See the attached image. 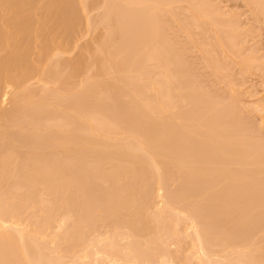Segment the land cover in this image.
<instances>
[{"label": "rangeland", "instance_id": "374dc122", "mask_svg": "<svg viewBox=\"0 0 264 264\" xmlns=\"http://www.w3.org/2000/svg\"><path fill=\"white\" fill-rule=\"evenodd\" d=\"M16 1L12 0L13 3ZM50 1L31 0L35 4L33 8L40 11L36 10L40 13L39 19L51 17L49 21L44 19L45 24H41L44 23L43 19L39 21L40 25L38 22L34 23L37 18L33 19L35 15L32 14V17L31 11L33 13L36 11L33 8V10L28 9L26 5L24 6L29 10L27 11L30 15L26 12L29 17L25 14L27 16L24 18L26 17L25 20L32 18L33 22L30 21L38 27L36 31L39 33L45 27L47 31L53 32L48 31L52 37L50 35L47 37L49 41L53 39L48 56L51 59L45 60L48 70L53 67L58 72V68L65 66L68 68L66 72L64 71L66 74L62 72L60 74L66 77L68 73H72L69 71L73 69V65H76L79 71L72 70L77 75L74 73L70 77L68 75L69 80L66 77L64 80L61 78L63 84L58 79L63 76L56 74L52 77L47 73L42 83L44 80L42 78L45 77L41 76L44 72L42 67L44 64H41L42 66L39 64L36 74L34 72L29 76L30 78H27L30 83L27 79L24 81V84L25 82H27L26 85L28 84V86L25 85L27 90L21 88V86L24 88V84L18 85L19 87L15 89L7 86V90L6 85L2 84L1 87L3 86L9 94L12 92L11 97L8 94L9 99L20 95L19 91L22 95L31 88L28 94L32 95L31 101H34L33 105L26 108L25 112L29 113L22 114L21 123L24 119L27 120V128L23 129L24 124L21 123L16 126L14 123L3 122L5 121L3 118L6 117H0L3 119L0 121L5 123L2 129L7 127L12 132L14 128L15 133H12L15 134V139L18 134L16 140H13V137L9 138V143L6 142L9 144L8 148L5 144L3 146L9 151L10 161L15 157H18L15 161L24 158L23 162L18 161V166H15L17 162L14 161L13 163L16 164H13L9 161L17 168V173L12 171L8 174H18L17 177L20 180L24 178L23 170L25 169L31 175L33 172L35 174L36 168L44 167V164L49 168L51 164L46 162L49 158L51 160L48 162L51 163L55 158L58 161L56 166L63 164L64 166L60 167L71 168L70 170L73 166L74 168L78 166L79 169H76L79 172L76 174L78 173L79 177L78 179L77 176L73 177L74 182L66 176L65 182L58 179L55 185V179L52 182L53 174L47 176L52 177L51 180L48 179V182L45 180L47 177L44 179L39 175L44 179V184L50 183L49 188L46 185L45 188L44 186L32 188L35 185L34 181H31L28 187L29 181L26 183L27 181L22 178L21 184L24 183L26 188L18 184L20 180L16 176L17 180L14 181L13 174L12 178L5 176L3 182L0 180V186L5 188V192L10 188L13 190L16 183L21 187L16 188L17 185L13 190L14 193L9 191L11 192L9 195H6L8 192H3L5 193L3 195V189L0 190V195H3L0 197V211L10 225L13 224L17 227L16 229L38 237L34 236L38 241H33L34 238L25 233L30 237L29 241L32 239L31 243L26 242L28 238L23 243L26 245L28 243L29 247L25 245L28 252L31 247L33 249L32 252L30 251L33 257L29 253L31 256L29 258L32 261L41 259L42 264H137L135 254H141L139 257L144 259H140L139 264H264V0H74L73 3L72 0L71 4L66 0L69 5L64 0L66 2V4L62 2L64 6L73 5L74 7L75 3L74 8L79 11V13L75 11L78 14L73 12L76 16L72 13L71 20L67 22L71 24L74 17L75 25L81 24V27L74 25L76 32L81 31L77 33L74 31L75 36L72 33L73 41L71 39L67 41L69 37L63 34L62 28H59L57 23L61 22L62 14L54 8L55 5L53 10L55 9L59 15L55 13V10V12L51 10L53 14L49 11L52 8ZM57 1L61 3L60 0ZM2 2L6 3V6H2L5 8H1L0 11L2 14L6 10V14L9 11L8 16L5 14L8 19L13 15L9 8L14 7L15 4L7 7V1L0 0L1 5H3ZM48 3L50 5H46ZM29 4L32 5L30 2ZM55 4H57L56 1ZM44 6L51 8L43 10ZM26 8L22 9L23 14ZM45 9L53 17L55 14L58 18L53 19ZM41 12L44 17H41ZM2 14H0L1 17ZM12 17L9 19L12 20ZM3 18L2 21L7 20ZM9 19L5 21L6 24L8 21L12 23ZM10 29L13 30V26ZM4 32L7 35L6 31ZM42 33H40L42 40H39L40 35H37L39 38L36 42L29 41L28 36L24 34L28 42L36 43L33 45L39 51L36 50L33 55L37 56L40 53L39 42L46 39L47 32ZM10 35L8 33L9 40ZM20 35L23 37V34ZM26 39L23 42H26ZM9 40H2V42ZM8 44L10 41L6 45ZM1 45H5V42ZM55 45L58 47L57 50L51 48H55ZM2 46L0 47V61L2 60L0 63H3L10 54L3 50L8 51L11 45L8 49L7 46ZM61 47L65 49L64 52L58 51ZM68 47L69 51H66ZM30 49L26 48L27 55H31ZM52 49L55 51L53 52ZM26 51L21 52V55L22 53L26 55ZM56 52L60 55L56 56ZM91 52L94 54H92L93 58ZM74 59L78 60L79 66L77 63L74 64ZM59 60L63 62V65L60 64L59 67L58 64V68L57 66L55 68L53 63L60 62ZM138 70L143 72L138 74ZM38 72L41 77L38 76ZM47 76L53 80L47 79ZM49 80L50 85H48ZM57 80L59 81L56 82ZM64 81H71V83L67 82V84ZM64 84H66L65 88ZM110 84L114 85L117 91H121L111 93L110 91H114L115 87L109 86L110 90L106 86ZM73 85H79V87L73 88ZM92 85L97 88L94 92H99V94L95 93L96 98L98 97L95 102L100 99L103 107H100L102 111L99 110L102 112V115L99 114L102 119L95 114L97 118L93 115L95 118L92 116V119L96 120L93 121V119V123L90 121L94 127L102 129L93 128V130V125L87 123L86 116L82 115L85 120L82 117L75 119L76 121L82 119L87 123V129H78V132H83L81 135L84 138L82 137L81 140L87 136L91 137L90 139L98 137L97 142H94L97 145L95 154L102 153L103 156L100 155L96 163L97 167L93 165L98 156L95 159V155L91 154L93 150L95 151L94 148L86 151V155H84L85 151L81 152L85 160L79 158L80 161L76 159L75 162L73 154H57V150L52 148L57 146L60 137L58 140L50 138L54 137V134L57 135V132L60 136L61 133L64 134L65 137L62 136V139L67 138L69 134L71 137L76 135V132L70 133L72 131L69 124L70 119L72 123L74 122L71 116L74 117L75 113H68L63 107L68 104H62L67 101L69 105L72 104L69 107H74V102L85 99L84 96L87 95L80 96L78 92L88 93ZM49 86L53 92L55 91L54 94L49 91ZM57 89L63 91L58 90V93ZM79 89L81 90L78 91ZM127 89L128 91H124ZM44 90L47 93L50 92L52 97L42 94L45 93ZM91 93L89 92V95ZM39 94L40 97L37 99ZM100 94L101 97H99ZM93 95L92 98L95 97ZM102 95L103 101H101ZM47 97L50 99L46 100ZM51 98H54V101ZM9 99L1 103L0 114L2 111L10 110L12 100L9 101ZM90 99L91 96L88 100H80V105L86 102L84 108L94 107L97 110L99 101L94 103V99ZM109 99L112 101L109 102ZM45 100L47 105H43ZM150 102L164 105V111L162 104L159 109L153 108V113L160 114L161 110L162 115L155 116L152 109L147 108L156 104L151 105ZM51 103L55 105L49 108ZM136 106L139 111L134 108ZM46 109L50 111V114L47 111L43 112ZM51 110L57 113L54 114ZM62 110L68 114H64V111L62 114ZM83 111L85 114L90 112ZM97 113H99L98 110ZM36 114L42 122L38 120L39 118H35L33 122L32 115L36 117ZM44 115L45 119H42ZM53 115H57L55 118L58 117V119L50 120L54 118ZM64 115L66 119H69L70 128L65 127L67 130L63 133L61 128L65 123L62 118H65ZM29 121L34 124L29 125ZM52 121L56 124L51 123ZM78 122L72 124L73 128ZM80 122L83 124V121L80 120ZM7 123L14 125L16 129L12 125L6 126ZM37 127L40 130L36 129ZM41 129L45 131L41 132ZM9 131L5 132L9 133ZM84 133H88L87 136ZM38 137L42 139L41 143ZM24 139L27 140L28 145L31 144L29 150V147L21 145ZM75 139L76 141L71 140L73 143L67 139L65 142L69 145H73L74 142L81 143L77 135ZM139 141L146 142V145ZM24 142L26 143L25 140ZM36 143H39L37 146L43 144L46 149L43 148V151L38 147L36 149ZM16 145H18L17 149ZM47 146H50L49 149L52 150L50 151ZM10 147L14 148L13 151L16 149L15 154H11ZM143 147L144 150H141ZM19 149L23 150L22 152L25 151L23 154L28 152L26 157L22 154L20 157ZM21 151L19 153H22ZM38 154L42 159L44 154L48 158L46 160L44 158L46 163L40 159L42 163L40 161L38 163L43 164L42 166L32 163L36 161ZM80 154L78 157H81ZM65 155H68L66 159ZM67 157L69 162L73 161L68 163ZM70 157L73 159H69ZM154 158L157 163L159 162L158 167L153 162ZM53 162L52 164H55ZM21 163L25 165L22 164L24 167H21L23 175L19 166ZM32 164H35L36 168L32 169ZM74 168V171L72 170L73 172L69 174L75 176L77 170ZM41 170L45 171L43 168ZM64 172L67 173L66 170ZM62 176L61 174L58 177ZM26 178L29 179V177ZM35 178L37 177L31 176L30 180H36ZM63 183L66 184L63 185ZM56 188L58 189L55 190ZM2 197L6 199L2 201ZM167 199L171 204L167 205ZM169 205H171L170 208H167ZM163 206L167 208L166 212ZM5 227H8V224ZM39 261L35 264L40 263Z\"/></svg>", "mask_w": 264, "mask_h": 264}, {"label": "bare ground", "instance_id": "6f19581e", "mask_svg": "<svg viewBox=\"0 0 264 264\" xmlns=\"http://www.w3.org/2000/svg\"><path fill=\"white\" fill-rule=\"evenodd\" d=\"M6 1H7V7H9L10 5H14V4H15V6H14V7L12 6V7L9 8V9H10V12L13 14V15H12L13 17L11 16V17H12V20L9 19V18H11L10 16H9V18H8V19L12 22V23H10V22L8 21L10 24H12V26H13V30L10 29V27L12 28V26H11L10 24H8V22H7V24H6V22H5V21L8 20L6 17L8 16L7 14L9 13V11H8L7 14H6L7 10H6V11L3 10V11H5V13H3V14H2V11H0V12H1L0 14L3 15L2 17L0 16V38H1V37L5 38V39H2V38H1V40H0V41H1V42H0V47L2 46L1 43L3 44V42H5V45H3L2 47H6V46H7L6 44H7L9 41H10V44H8V46L11 45V46H10L11 49H10V47H9V50H8V51H7V50H6V51L3 50L5 53L8 52V53H10V54H8V56H7V54H6L7 58H5V60L3 61V63H0V67H1V68H0V94L2 93V94H1V97H2V98H1V100H0V107H1V103L5 102V101H6L7 99H9V97H11V95H12V92L9 94V92L6 91V90H7V86H8V87H12V88L14 87V89H15L18 85H23V84H24V81H26V79H27L31 74H33L35 71L38 70V68H39V64H40V66H42L41 64H44V65L42 66L43 69H44V72H43V74H41V76H42V77L45 76V77L42 78V79H44V80L42 81V83L45 81V78H46L47 73L51 74V76L54 77L56 74L61 75L60 72L66 74V73H65V72H66L65 70H66V68H67V67H65V66L60 67V64L63 65V62H62L61 60H59L60 62H55V63H57V64L53 63V66H54V67L57 66V65L59 64V67H60V68H58V66H57V68H58V70H59V71H58L59 73H58V72L56 71V69H54L53 67H51L52 69H49V70L47 69V68H48V67H47L48 64H47L46 61H47L48 59H49L48 61H50V59H51L50 57L48 58V56H49V53H50V46H52V45H50V43L52 42L53 39L50 40V41L47 40V37H48L50 34H48V31H49V30L47 31V30H46V27H45V29H44V30H46V31H44V30L42 31V32H44V33L47 32L46 39H44L41 43L39 42L40 45H38V46H39L38 48L40 49V53L37 54V56H36V55H33L34 53H36V50L39 51V50L37 49V47H36L35 45H33V44H36L35 42H36V40H37L39 37H40L39 40H40V39L42 40V37H41V36H42V34H43L41 31H40V33H42V34H40L39 32L36 31V30H37V29H36L37 26L35 27L34 23L38 22V24L40 25V23H41V22H39L40 20L42 21V19H43V21H44V19H48V21H49V20H50L49 18H51V17H49V18H41V19H39V16H38V15H39L40 13H37V11H39V10H37V8H36V10H37V11H36L35 8H33L35 4H33V2H31V0H17V1L20 3V5H19V3L16 1L17 5H19V6H17L16 3H13L12 0H11L10 2H9V0H6ZM13 1H14V0H13ZM35 1H36V0H35ZM38 1H39V0H38ZM55 1L57 2L58 5L55 4ZM55 1H54V0H51V1H50V2H51V5H52V8L49 7V6H48L47 8L45 7L46 5H50V4L48 3V4H46V5L43 7V10H44V8H46L47 10H48L49 8H51V9H49V11H51V10H53V7H54L53 5H55L54 8H55V9L57 8L56 10H57L59 13L62 14V15H60V16H62V18L59 17V18H61V19H60L61 22L59 21V23H57V24H59V28H62V29H63V31H64L63 34H65V35H67V36L69 37V38L67 39V41H69V39H71V41H73L72 38H71V36L76 32V31H75V30H76L75 26H77V25H75L76 23L74 22V17H73V20H72V23H71L72 26H71V24H68V23H69V20H71L73 14L76 13V12L79 13V11H77V9L75 10V8H74V7H76V6H75V3H74V7H73V5H72V6H68L69 4H71V1H72V0H68V1H69V4H68V2L65 0V1L67 2V4H68V5H65V6L62 4V2H65L64 0H60L61 3H59L57 0H55ZM4 2H5V1H4ZM29 2L32 3L31 6H30V4L28 5ZM53 2H54V3H53ZM66 2H65V4H66ZM73 2H75V1L73 0L72 3H73ZM2 4H3V2H2ZM0 5H1V3H0ZM24 5H26V7H27L28 9H30V10H33V9H34V10L36 11L37 14H36V13H33V11H31V16H32V14H33V16H34V15H35V16L37 15V17L34 16L33 19L35 20V18H37L38 21L35 20L34 23H31V21L33 22L32 18L30 19L31 21H30L29 19L25 20L26 17L24 18V16H27L28 14L30 15V13L28 12L29 10H28ZM27 5H28L29 7H28ZM37 5H39V4H37ZM2 6H6V3L3 4V5H1V6H0V9H1V8H2V9L5 8V7H2ZM23 6H24V7H23ZM62 6H64V7H62ZM35 7H36V6H35ZM65 7H66V8H65ZM71 7H72V8H71ZM23 8H24V9L26 8V10H24V11H25L24 14H23V12H22V9H23ZM32 8H33V9H32ZM2 9H1V10H2ZM46 9H45V10H46ZM55 9H54V10H55ZM72 9H74V10H72ZM27 10H28V11H27ZM40 10H41V9H40ZM47 10H46V13H48ZM54 10H53V12L56 11V10H55V11H54ZM35 11H34V12H35ZM57 11H56L55 13H57ZM75 11H76V12H75ZM26 12H28V14H27ZM39 12H40V11H39ZM51 12H52V11H51ZM53 12H52V14H53ZM73 12H74V13H73ZM41 13H42V14H41V17H42V16H43V12H41ZM59 13H57V14L59 15ZM72 13H73V14H72ZM78 13H76V14H78ZM5 14H6L7 16H5ZM25 14H27V15H25ZM52 14H51L50 12L48 13L49 16H51ZM71 14H72V15H71ZM76 14H74V16H76ZM29 15H28L27 17H29ZM46 15H47V14H46ZM46 15H45V17H46ZM70 15H71V18H70ZM33 16H32V17H33ZM3 17H5L7 20H5V18H3ZM43 17H44V16H43ZM54 17H56L55 14H54ZM54 17H53V15H52V18H53V19H54ZM2 18H3V20H5V21H2ZM56 18H58V17H56ZM53 19H52V22L54 21ZM77 19L79 20L80 18H77ZM77 19H76V20H77ZM55 20H56V19H55ZM57 21H58V20H57ZM46 22H47V20H46ZM50 22H51V21H50ZM67 22H68V23H67ZM47 23H48V22H47ZM60 23H61V24H60ZM79 23H81V22L79 21ZM79 23H78V24H79ZM36 24H37V23H36ZM41 24H45V21H44V23H41ZM48 24H49V23H48ZM5 25H9L10 27H9V26H5ZM46 25H47V24H46ZM46 25H45V26H46ZM74 25H75V26H74ZM80 25H81V24H80ZM80 25L77 26V27H81ZM41 26H42V25H41ZM41 26H40V27H41ZM6 27H7V28H6ZM70 27H71V28H70ZM4 28H5V30H4ZM37 28H38V27H37ZM47 28H48V26H47ZM62 29H59V30H62ZM7 30H10V32H7ZM78 30H79V29H78ZM4 31H6V34H7V35H5V32H4ZM35 31H36V32H35ZM38 31H39V30H38ZM57 31H58V30H57ZM74 31H75V32H74ZM80 31H81V30H80ZM80 31H77V32H80ZM77 32H76V33H77ZM8 33L11 34V35L9 36L10 40L8 39ZM34 33H35L36 35H35ZM37 33H38V34H37ZM49 33H53V32H52V31H51V32L49 31ZM54 33H55V32H54ZM61 33H62V32H61ZM61 33H59V35H60ZM72 33H73V34H72ZM20 34H23V37H21L22 35H20ZM24 34L26 35V37L28 36L27 39H28L29 41H31V42H32V41H35V42H33V44H32L31 42H28V40L26 39V37H24V36H25ZM56 34H58V33L56 32ZM30 35H31L32 37H31ZM37 35H38V36L40 35V36L37 37ZM44 35H45V34H44ZM44 35H43V36H44ZM51 35H52V34H51ZM51 35H50V37H52ZM34 36H35V37H34ZM55 36H56V35H55ZM67 36H66L65 38H67ZM74 36H75V34H74ZM74 36H73V38H74ZM30 37H31V38H30ZM36 37H37V38H36ZM29 38H30V39L35 38V40H34V39H33V40H30ZM61 38H63V36H62ZM6 39L9 40V41H3V42H2V40H6ZM21 39H22V42H21ZM24 39H26L27 41H26V42L24 41L25 44H22V43H24V42H23ZM54 40H55V39H54ZM61 41H62V40H61ZM18 42H19V44H16V43H18ZM20 42H21V43H20ZM65 42H66V41H65ZM30 43L32 44V46L30 45ZM20 44H21V46H20ZM54 44H55V43H54ZM71 45H72V43H71ZM8 46H7V49H8ZM12 46H13V47H12ZM14 46H16V47H14ZM33 46H34V47H33ZM55 46H56V45H55ZM32 47H33V49H32ZM35 47H36V49H35ZM59 47H60V46H59ZM64 47H65V46H64ZM64 47H63V48H64ZM66 47H67V42H66ZM72 47H73V45H72ZM75 47H76V46H75ZM88 47H89V46H88ZM145 47H146V46H145ZM26 48H27V50L31 48V49H30V50H32L31 55H33V56H31V55H27V54H26V53H27ZM51 48L57 50L58 47L56 46L55 48H54V47H51ZM70 48H71V47H70ZM53 49H52V50H53ZM67 49H68V50H67ZM67 49H66V51H69V47H68ZM0 50H1V48H0ZM34 50H35V52H34ZM60 50H61V51L63 50V52H64L65 49H62V47H61V49L59 48L58 51H60ZM71 50H72V49H71ZM9 51H11V52H9ZM23 51H26V52H25L26 55L23 54V53H24ZM54 51H55V50H53V52H54ZM21 52H23L22 55H21ZM63 52H62V53H63ZM65 53H66V52H65ZM93 53H94V51H93ZM93 53L91 52V55H92ZM18 54H20L22 58H21L20 55H18ZM53 54H54V53H53ZM56 54H57V52H56ZM56 54H54V55H56ZM51 55H52V54H51ZM58 55H60V54H57L56 56H58ZM93 55H94V54H93ZM93 55H92V58H93ZM18 56L20 57V60H19V57H18ZM30 56H31V57H30ZM17 57H18V60H19V61L17 60ZM32 57H36V58L33 59ZM53 57H55V56H53ZM46 58H47V59H46ZM94 58H95V57H94ZM2 59H3V58H2ZM80 59H81V58H80ZM45 60H46V61H45ZM52 60H53V58H52ZM55 60H56V59H55ZM72 60H73V59H72ZM76 60H77V59H76ZM78 60H79V58H78ZM78 60H77V61H78ZM94 60H95V59H94ZM74 61H75V59H74ZM77 61H75L74 64H76V63L78 64ZM81 61H82V59H81ZM81 61H80V62H81ZM0 62H2V60H1ZM53 62H54V60H53ZM61 62H62V63H61ZM48 63H49V62H48ZM81 63H83V62H81ZM1 64H2V66H1ZM37 64H38V66H37ZM54 64H55V65H54ZM97 64H98V63H97ZM64 65H65V64H64ZM69 65H71V64H69ZM81 65H82V64H81ZM50 66H51V65H50ZM75 66H76V65H75ZM75 66L73 65V69H72V70L75 69V70L77 71L78 68L76 69ZM78 66H79V64H78ZM78 66H77V67H78ZM82 66H83V68H84V65H82ZM117 66H118V65H117ZM37 67H38V68H37ZM63 67H65V68H63ZM68 67L70 68V66H68ZM74 67H75V68H74ZM137 67H138V66H137ZM55 68H56V67H55ZM95 68H96V67H95ZM17 69H19V70H18L19 72L17 71ZM40 69H41V68H40ZM40 69H39V70H40ZM53 69H54V70H53ZM67 69H68V68H67ZM117 69H118V68H117ZM61 70H63V71H61ZM69 70H70V69H69ZM69 70H68V71H69ZM72 70L69 71V72H70V73H71V72L74 73ZM16 71H17V72H16ZM42 71H43V70H42ZM64 71H65V72H64ZM68 71H67V72H68ZM78 71H79V69H78ZM78 71H77V72H78ZM80 71H82V70H80ZM92 71H93V70H92ZM116 71H117V70H116ZM119 71H120V70H119ZM119 71H117V72H119ZM138 71H139L138 74H140V72H143V70H142V71L138 70ZM121 72H122V71H121ZM40 73H42V72H40ZM72 73H71V74H72ZM75 73H76V72H75ZM75 73H74V74H75ZM92 73H94V72H92ZM35 74H36V72H35ZM35 74H34V75H35ZM71 74L68 73V74H67V77H68V75H69V77H70ZM142 74H143V73H142ZM39 75H40V74H39V72H38V76H39ZM72 75H73V74H72ZM75 75H77V74H75ZM144 75H145V74H144ZM41 76H39V77H41ZM61 76H63V74H62ZM79 76H80V75H79ZM137 76H138V75H137ZM140 76H141V75H140ZM140 76H139V77H140ZM34 77H35V76H34ZM56 77L58 78V76H56ZM65 77H66V75L63 76V77H59L58 79H60V80L62 81V79L64 80ZM67 77H66V78H67ZM69 77H68V78H69ZM75 77H76V76H75ZM123 77H124V76H123ZM29 78H30V77H29ZM49 78H50V77H49ZM49 78H48V76H47V79H49ZM61 78H62V79H61ZM68 78H67V80H69ZM124 78H125V77H124ZM32 79H34V78H32ZM51 79H52V78H50V80H51ZM72 79H73V78H72ZM38 80H41V79L38 78ZM50 80L48 81V82H49L48 85L51 84ZM52 80H53V79H52ZM27 81H28V79H27ZM58 81H59V80H57L56 82H58ZM61 81H60V82H61ZM71 81H72V80H71ZM71 81H64V82H66V83H67V82H68V83L70 82V83H71ZM28 82H29V81H28ZM36 82H37V81H36ZM39 82H40V81H39ZM85 82H86V81H85ZM26 83H27V82H25V84H24V88H23V86H21L22 89H25V85H26ZM29 83H30V82H29ZM54 83H55V82H54ZM68 83H67V84H68ZM70 83H69V84H70ZM83 83H84V82H83ZM83 83H81V84H83ZM93 83H94V82H93ZM93 83H92V84H93ZM2 84H3V86L6 85V86H5V87H6V90H5V88H3V86L1 87ZM52 84H53V83H52ZM62 84H63V81H62ZM84 84H86V83H84ZM84 84H83V85H84ZM88 84H89V83H88ZM106 84H108V83H106ZM127 84H128V83H127ZM58 85H60V84H58ZM65 85H66V84H64L63 87H64ZM89 85H91V84H89ZM89 85H88V86H89ZM26 86H28V84H27ZM32 86H33V84H32ZM67 86H68V85H67ZM73 86H74V85H73ZM76 86L79 87V85H75L73 88H76ZM93 86H94V85L90 86V90L87 91L88 93H83L82 91H80V90L82 89L81 86H80L81 89L78 90V91H80V92H78V93L81 94L80 96H84V94H87L86 96H84L86 100H88V99L90 98V96H91V99H90V100H93L94 98H96L95 95H96V94H99L98 91L94 92V90L97 89V88H94ZM106 86L109 87V86H111V84H110V85H106ZM125 86H126V85H125ZM125 86H122V87H125ZM128 86H129V85H128ZM128 86H127V87H128ZM130 86H131V84H130ZM18 87H19V86H18ZM39 87H40V86H39ZM63 87H62V88H63ZM78 87H77V88H78ZM82 87H84V86H82ZM92 87H93L94 89H93ZM111 87L114 88L115 86L112 85ZM111 87H109L110 90H111ZM117 87H118V86H117ZM2 88H3V89H2ZM51 88H52V87H51ZM62 88H60V89H62ZM64 88H65V87H64ZM64 88H63V90H64ZM86 88H87V85H86ZM86 88L84 89V91L86 90ZM91 88H92V89H91ZM131 88H132V87H131ZM131 88H129V89H131ZM22 89H21V90H22ZM33 89H34V88H33ZM60 89H57L56 92H58V90H59V91H63V90H60ZM88 89H89V87H88ZM104 89H105V88H104ZM119 89H121V87H120ZM4 90H5V91H4ZM8 90H9V89H8ZM25 90H27V87H26ZM68 90H70L69 87H68ZM76 90H77V89H76ZM82 90H83V89H82ZM92 90H93V91H92ZM110 90H109V91H110ZM112 90H113V89H112ZM122 90H123V89H122ZM132 90H133V89H132ZM132 90H131V91H132ZM12 91H13V89H12ZM30 91H31V88L29 89L28 92H30ZM35 91H37V90L35 89ZM49 91H50L51 93H53V94H54V92H55V91L53 92V90L50 89V86H49ZM107 91H108V90H107ZM115 91H117V88H116V87L114 88V91H110V92L114 94ZM120 91H121V90H120ZM120 91L118 90L117 93H119ZM124 91H128V89H127V90H124ZM124 91H123V93H124ZM16 92H18V91H16ZM23 92H25V91H23ZM23 92H22V93H23ZM28 92L23 93V94L21 95V92L19 91L18 93H20V95H18V96H16V97H13V98H10V99H9V101L12 100V101H11V108H10V110L5 111V112H3V111L1 110L2 113L0 114V117H6V118H3V119H5V121H3V119L0 118L3 122L14 123L16 126H17V125H18V126L20 125V123H21V118H22V114H25V113L28 114V113H29L28 111L25 112V111H26V108H28L29 106L33 105L32 102H34V101H31V99H32L31 96H32V95H31V94H28ZM43 92H45V90H44ZM50 92L47 93V91H46L45 93H42V94H44L45 96H48V97H50V96L52 97V95H50ZM85 92H86V91H85ZM89 92H90V93L92 92L91 95H89ZM97 92H98V93H97ZM58 93H59V92H58ZM58 93H57V94H58ZM63 93H64V92H63ZM93 93H94V95H93ZM95 93H96V94H95ZM107 93H108V92H107ZM126 93H127V92H126ZM129 93H130V92H129ZM8 94L10 95L9 97H8ZM47 94H48V95H47ZM75 94H76V93H75ZM113 94H112V95L110 94V95L113 96ZM131 94L133 95V93H131ZM16 95H17V94H16ZM49 95H50V96H49ZM60 95H61V94H60ZM92 95L95 96V97L92 98ZM104 95L106 96V94H104ZM115 95H116V94H115ZM127 95H128V94H127ZM54 96H55V95H54ZM87 96H88V97H87ZM97 96H98V95H97ZM102 96H103V95H102ZM111 96H110V97H111ZM120 96H122V95H120ZM124 96H125V95H124ZM35 97H36V96H35ZM39 97H40V94L38 95L37 99H38ZM48 97L46 98V100L50 99V98H48ZM55 97H56V96H55ZM55 97H54V98H55ZM78 97H79V96H78ZM99 97H101V94H100ZM110 97H109V98H110ZM54 98H51V100L54 101ZM56 98H57V97H56ZM87 98H88V99H87ZM97 98H98V97H97ZM97 98L94 99L93 101H94V103H96V102L99 101V102L97 103V105L99 104V106L97 107V110H98L99 113H97V110H96V108L94 109V107H89V109H87V107L84 108V106H86V104H87L86 102H83V104L85 103L84 105H83V104L80 105L81 102H79V101H80V100L82 101V100H85V99H80V100L77 101V103L74 102L73 104H75V105H73V106L75 107V106L77 105L75 109H73L74 107H69V106L72 105V104L69 105V103H66L67 101H66V102H63L64 104H62V105L68 104V105L63 106V107L65 108L64 110L67 109L68 113H70V114H71V113H72V114L75 113V115H73L74 117L71 116V118H74V122H73V123H72V119H70L71 122H70L69 124H70V127H71V128L69 127V124H68L69 119H66V115H64L65 118L62 117V118L64 119L63 122H65V123H64V125H63L64 127L61 128V129H62L61 132L64 133V131H66L67 129L70 128V130L72 131V132H70V133H74V132H76V135L78 136V141H80L81 143L74 142V144L77 143L75 146H74V144H73V145H69V144H67V143L65 142V140L67 139L70 143H73V142H71V140H72V141H76V139H75V138H76V135H74L75 137H74V136L71 137V134H69L70 137H69V135H68V137L66 136L67 138L62 139L61 137L64 136V134H62V133L60 132V133H61V136H60V134L56 131V132H57V135L54 134V135H53L54 137H50V138H53V140H54V138H55V140H56V139L58 140L59 137H60V139H59L60 141H59V142L57 141L59 144L56 142V143H57V146L52 147V148H55V149L57 150V151H56V153L58 152L57 154H59V153H61V154H67V153H68V155H69V154L71 153V154L74 155V159L71 158L72 156H71L69 159H73L74 161L77 159V161H80V159L82 160V158H83L82 156H84V155L87 154L86 151H91V150H93V148H94L95 151L93 150V152H92V153L90 152V153H91L93 156L95 155V156H94L95 159H96V156H98L97 161L94 159V160H95V164H94V163H93L94 165L92 164L93 166H96V163L98 162L99 158H100L101 156H103L102 153H101L102 155H101L100 153H99V154H95V152H96V148H95V147L97 146L95 143L97 142L98 137H96L97 139H95V137H93L92 139H90L91 137L87 136V134L89 133L88 130H87L88 133H84V135L86 134L87 137H85V139H82V140H81L82 137L84 138V136L81 135L83 132H82V131H81V133L78 132V131H79L78 129H80V130H82V128H83V129H87V126H86L87 123H89V124L92 126V125H93V124H92L93 121L96 120V119H94L95 116H96L95 114H97V115L99 116V118L101 117V115H102L101 113H102V112H100L99 110L102 111V109H100V107H101V106L103 107V105H101L100 99H99L98 101L95 102V100H97ZM106 98H107V97H106ZM118 98H119V97H118ZM57 99H58V98H57ZM42 100H43V99H42ZM46 100L44 101L43 105L46 104ZM61 100H62V99H61ZM90 100H89V101H90ZM103 100H104V96L102 97L101 101H103ZM107 100H108V99H107ZM110 100H111V99H109V102H110ZM39 101H40V100H39ZM52 101H51V102H52ZM111 101H112V100H111ZM115 101H117V100H115ZM118 101H120V99H119ZM152 102H153V101H152ZM54 103H56V102H54ZM58 103H60L59 99H58ZM58 103H56V104L58 105ZM155 103H156V104H155ZM155 103H153V104H155V105H153V104L150 102V104L153 105V106H152V107H147V108H150V110L152 109V110H151L152 113H153V108H154V107H157V108L159 109L160 104H162V103H160V104L158 105L157 102H155ZM8 104H9V102L7 103V105H8ZM78 104H79V105H78ZM115 104H116V103H115ZM130 104H131V106H132V103H131V102H130ZM46 105H47V104H46ZM46 105H45V106H46ZM49 105L51 106V107L49 106V108H52V106L55 105V104L51 103V104H49ZM60 105H61V104H60ZM116 105H117V104H116ZM127 105H128V104H127ZM156 105H157V106H156ZM36 106H37V105H36ZM45 106H44V107H45ZM128 106H129V105H128ZM149 106H150V105H149ZM54 107H55V106H54ZM63 107H62V108H63ZM161 107H163V111H164L165 109H164V105H163V104L161 105ZM31 108H32V107H31ZM91 108H92V110H90ZM116 108H117V107H116ZM134 108H137V110L139 111V109H138L137 106L134 107ZM35 109H36V108H35ZM43 109H45V108H43ZM68 109H69V110H68ZM82 109H83V110H86V111L89 110L90 112L88 113V111H87L88 114H85L84 111H83ZM93 109L96 110V112H94ZM114 109H115V108H114ZM155 109H156V108H155ZM155 109H154V110H155ZM5 110H6V108H5ZM30 110H31V109H30ZM64 110H62V114H63V111H64ZM45 111H47V109L44 110L43 112H45ZM51 111H52V110H51ZM55 111H56V110H55ZM91 111H92V112H91ZM151 111H150V112H151ZM156 111H157V110H156ZM156 111H155V112H156ZM32 112H33V110H32ZM35 112H36V111H35ZM43 112H42V113H43ZM47 112H48V111H47ZM93 112H94V114H93ZM110 112H111V110H110ZM115 112H116V110H115ZM117 112H118V111H117ZM140 112H141V111H140ZM48 113L50 114V111H49ZM52 113H54V111H52ZM55 113H57V111H56ZM55 113H54V114H55ZM65 113H67V112L64 111V114H65ZM68 113H67V114H68ZM90 113H92V115H91ZM112 113L114 114V112H112ZM152 113H151V114H152ZM158 113H159V112H157V113H153V114H154L155 116H157L156 114H158ZM161 113H163V112L160 110V114H158V115H162ZM32 114H33V113H32ZM99 114H101V115H99ZM151 114H150V115H151ZM1 115H2V116H1ZM82 115H83L84 117L86 116V121H87V123L84 121L85 119L83 118ZM93 115H95V116H93ZM27 116H29V115H27ZM27 116H26V118H27ZM32 116L34 117V118H33V122L35 121V120H34L35 118H37V119L39 118L38 120H41L40 117H38V114H36V117H35L34 115H32ZM53 116H54V115H53ZM53 116H52V117H53ZM55 116H57V115H55ZM55 116H54V118H52V119L50 118V120L58 119V117L55 118ZM87 116H88V117L91 116V117H89V119H88ZM92 116L94 117V118H93L94 120L92 119ZM48 117H49V115L47 116V118H48ZM69 117H70V116H69ZM79 117H82V119H84V120H82V119H77V121H79V122L76 123L77 125L75 124V126H74V128H73L72 124H74L75 122H77L75 118H79ZM96 118H97V116H96ZM37 119H36V121H37ZM42 119H45V115H44V117H42ZM65 119L67 120V122H66ZM100 119H102V118H100ZM28 120H29V119H28ZM80 120L83 121V124L80 122ZM88 120H89V121H90V120H91V121L93 120V121H92V123H91V121L89 122ZM116 120H117V117H116ZM24 121H25V122H24ZM24 121H23V123H21V124H22V125L24 124V125L26 126V124H28V121L25 120V119H24ZM48 121H49V120H48ZM101 121H102V120H101ZM118 121H119V120H118ZM3 122L0 121V125L2 124V125H1V129H2V126H5V125H4L5 123H3ZM26 122H27V123H26ZM29 122H30V121H29ZM41 122H42V120H41ZM41 122H40V123H41ZM49 122H50V121H49ZM53 122H54V121H52L51 123H53ZM57 122H58V121H57ZM60 122H61V121H60ZM97 122H98V121H97ZM8 123H7L6 126H11V125H12V124L9 125L10 123H9V124H8ZM35 123H36L37 125H39L37 122H35ZM51 123H50V124H51ZM54 123H55V122H54ZM85 123H86V124H85ZM98 123H99V122H98ZM31 124H34V123H31V122H30L29 125H31ZM46 124H47V122H46ZM55 124H56V123H55ZM65 124H67V125H65ZM79 124H80V125H79ZM84 124H85V125H84ZM24 125H23V129H24V128H27V126L25 127ZM44 125H45V123H44ZM48 125H49V124H48ZM90 125H89V127H88L89 129L91 128ZM95 125H96V124H95ZM100 125H101V123H100ZM12 126H14V125H12ZM39 126H41V125H39ZM42 126H43V124H42ZM51 126H54V125L51 124ZM51 126H50V127H51ZM57 126H58V125H57ZM57 126H55V127H57ZM76 126H77V127H76ZM14 127H15V126H14ZM28 127L30 128V126H28ZM45 127H47V125H46ZM60 127H61V126H60ZM65 127H66V128L69 127V128L66 129ZM75 127H76L77 129H76ZM85 127H86V128H85ZM3 128H5V129H2L3 132L0 131V180H1V181H2V180H5V179H3V178H5V176H6V177H7V176L10 177V176L13 174V173H12V174L9 175L8 173H10V172H12V171H13V172H16V171H17V168H16L15 166H18V161H19V160H20L21 162H23L22 159H24V158H20V157H22V155H24V157H26L25 155L28 153V152H26L25 154H23L25 151L22 152V151H23V150L21 151L22 148L19 149V150L22 152V153H19L20 151L18 152V154H20V157H19L20 159H18V161H15L16 158H18V157H15L14 159H12V160H11L12 163L15 161V162H17V164H16V163H13V164H16V165H15V166H14V165H11V163H9L11 157H10V155L8 154L9 151H8V149L5 148V146H7V148H8V146H9V144H8V143H9L8 140H9V138L12 139V138L14 137L15 134H13V133H15V132H13V131H14V128H13V131H12L13 133L11 132V130L9 131V129H8L7 127H3ZM6 128H7V130L9 131V133H6V132H5V131H7ZM17 128H19V127H17ZM20 128H22V126H21ZM32 128H33V127H32ZM41 128H43V127H41ZM53 128H54V127H53ZM64 128H65V130H64ZM93 128H97V127H94V125H93V126H92V129H93ZM99 128H101V127H99ZM99 128H97V129L99 130ZM1 129H0V130H1ZM11 129H12V127H11ZM15 129H16V127H15ZM36 129L40 130L39 127H37ZM43 129H44V128H43ZM43 129H41V130H42L41 132L45 131V130H43ZM55 129H56V128H55ZM75 129H76V130H75ZM101 129H102V128H101ZM29 130H30V129H28V131H29ZM50 130H51V129H50ZM56 130H57V129H56ZM58 130H59V127H58ZM93 130H94V129H93ZM28 131H27V132H28ZM31 131H32V129H31ZM46 131H47L48 134H50V133L48 132V131H49L48 129H46ZM68 131H69V130H68ZM24 132H25V130H24ZM24 132H22V133H24ZM27 132H26V133H27ZM34 132L37 133L36 131H34ZM41 132H40V135L42 134ZM50 132H51V131H50ZM94 132H96V131H94ZM94 132H93V133H94ZM10 133H11V134H10ZM54 133H55V132H54ZM66 133H68V132H66ZM66 133H65V134H66ZM77 133H78V134H77ZM79 133H80V134H79ZM90 133H91V131H90ZM100 133H101V132H100ZM20 134H21V133H20ZM27 134H28V133H27ZM33 134H34V133H33ZM97 134H98V133H97ZM9 135H10V136L12 135V136L9 137ZM17 135H18V134H16V139L18 138ZM25 135H26V134H25ZM37 135H38V134H37ZM44 135H45V134H44ZM44 135H43V136H44ZM55 135H56V137H55ZM79 135H80V136H79ZM91 135H92V133H91ZM94 135L96 136L95 133H94ZM46 136H47V134H46ZM57 136H58V138H57ZM92 136H93V135H92ZM102 136H103V135H102ZM39 137H40V136H39ZM39 137H38V138H39ZM64 137H65V136H64ZM40 138H41V137H40ZM40 138H39V139H40ZM42 138H43V137H42ZM69 138H74V139H69ZM100 138H101V137H100ZM141 138H142V137H141ZM11 139H10V140H11ZM14 139H15V137L13 138V140H14ZM16 139H15V140H16ZM142 139H144V138H142ZM24 140L26 141V143L24 142ZM24 140H22L24 144H23L22 141H21V143H22L21 145H22V146H25V147L28 148L31 144L28 145L27 140H26V139H24ZM30 140H31V139H30ZM35 140H36V138H35ZM41 140H42V139L39 140L40 143H41ZM95 140H96V141H95ZM144 140H145V139H144ZM39 141H38V142H39ZM6 142H8V143H6ZM19 142H20V141H19ZM94 142H95V143H94ZM139 142H141V143L143 142V144L146 143V142H144V141H139ZM139 142H138V143H139ZM17 143H18V142H17ZM31 143H32V142H31ZM52 143H53V142H52ZM4 144H5V146H3ZM6 144H8V145H6ZM26 144H27L28 146H26ZM101 144H102V143H101ZM12 145H13V144H12ZM19 145H20V144H19ZM37 145H39V143H38V144H37V143L35 144L36 149H37V147H38L40 150H42L43 148L46 149V147H44L43 144L40 145V146H37ZM48 145H49V144H48ZM53 145H54V144H53ZM55 145H56V144H55ZM138 145H139V144H138ZM145 145H146V144H145ZM145 145H144V147H145ZM14 146H15V145H14ZM14 146H13V147H14ZM73 146H74V147H73ZM140 146H143V145H140ZM33 147H34V146H33ZM47 147H48V146H47ZM49 147H50V146H49ZM49 147H48V149H49ZM144 147H143V149H141V150H144ZM3 148H5V149H3ZM17 148H18V145H16V149H17ZM140 148H141V147H140ZM1 149H3V150H1ZM13 149H14V148L11 149V147H10V150H11V154H12V155L16 153V149H15L14 151H13ZM29 149H30V147L28 148V150H29ZM32 149H33V148H32ZM39 149H38V150H39ZM44 149H43V150H44ZM55 149H54V151H55ZM5 150H6V151H5ZM24 150H25V149H24ZM34 150H35V149H34ZM43 150H42V151H43ZM49 150H50V149H49ZM51 150H52V149H51ZM51 150H50V151H51ZM12 151H13V152H12ZM76 151H77L78 153H77ZM83 151H85L86 153H85L84 155H83V153H82V155H81L80 153L83 152ZM99 151H100V150H99ZM14 152H15V153H14ZM75 152H76V153H75ZM39 153H40V151H39ZM74 153H75V154H74ZM90 153H89V154H90ZM93 153H94V154H93ZM21 154H22V155H21ZM40 154H41V153H40ZM40 154H38L37 156L35 155V156L37 157V159H36L37 162H36V161H33L32 163H36V165L39 166L40 163H42V162H43V163H46V162H47V163L51 164V165H50L51 168H50V167L48 168V165H47V167H46L45 164H44V165L42 164L44 167H40V168H38V169H40V171H38V169L35 167L36 165H35V164H32L31 167H32V169H33L34 167L36 168L37 171H35V174H36V172H37V174L35 175L34 172H33V173H31V175H29L30 172H28V170H26V169L23 170V169L21 168V167H24V166H25L24 163H21V164L19 165L20 168H21V174H22L23 171H24L25 174H26V175H25V174H24V175L22 174V175L24 176V178H23V177H22V178L25 179V180L27 181L26 183H28V181H29V183H28V187L30 186L29 184L31 183V181H34L35 185H36V182H37V185H39V186H37V185H36V186L33 185L34 187H32V188H36V187L38 188V187H42V186H44V188H45V185L47 186V188H49L50 183H49V185H47L46 182H45L46 184H44V179H45L47 176H49V175L52 176V174H53V176H52L53 178H52V177H47V179H45V180L48 182L49 180H51L50 178H52V182H53L54 179H55V182H54L55 185H56V182H58L59 180H63V182H65L66 179H67L68 177H69L68 179H70V181H74V180H73V177H76L77 174H78V173L76 174V172H79V170H77V169H79V168H77L78 166L76 167L77 169L74 168V166H73V168L77 170V171H75V176H74V175H72V174H69V173H71V172L74 171L73 168H72V170H73V171H72V170H70L71 168H70V169H69V168L67 169V167H66V168H65V167H60V166H62L63 164H62V165L59 164V166H56V163H57L58 161H57L55 158L53 159V161L55 162V160H56V162H55V164H52L53 161H51V163L48 162V161L51 160L50 158L48 159L47 156L44 154V155H42V157H43V159H42V158L40 157ZM79 154H80L81 157H78ZM32 155H34V154L32 153ZM68 155H65V159H66V156H68ZM92 155H90V156H92ZM100 155H101V156H100ZM44 156H46V157H44ZM62 156H64V155H62ZM75 156H76V157H75ZM151 156H153V155H151ZM38 157H39V158H38ZM77 157H78V158H77ZM9 158H10V159H9ZM44 158H45V160H46V159H48V160H47L46 162H44V161H45ZM79 158H80V159H79ZM102 158H103V157H102ZM40 159H42V162H41ZM83 159H84V158H83ZM89 159H91V158H89ZM92 159H93V158H92ZM33 160H34V159H33ZM73 160H72V161H73ZM84 160H85V159H84ZM94 160H93V161H94ZM101 160H102V159H101ZM101 160H100L99 162H101ZM155 160H156V159L154 158V161H153V162L156 163L155 165L159 164V162L157 163ZM11 161H10V162H11ZM39 161H40V163H38ZM67 161H68V157H67ZM70 161H71V160H70ZM72 161H71V162H72ZM91 161H92V160H91ZM93 161H92V162H93ZM30 162H31V161H30ZM54 162H53V163H54ZM71 162L68 161V163H71ZM75 162H76V161H75ZM27 163H28V162H27ZM66 163H67V162H66ZM66 163H65V164H66ZM22 164H23L24 166H23ZM75 164H76V163H75ZM34 165H35V166H34ZM42 165H40V166H42ZM52 165H53V166H52ZM73 165H74V163H73ZM82 165H83V164H82ZM82 165H81V166H82ZM92 165H91V167H92ZM13 166H14V167H13ZM29 166H30V165H29ZM63 166H64V165H63ZM98 166H99V165H98ZM158 166H159V165H157V167H158ZM11 167H12V168H11ZM84 167H85V166H84ZM96 167H97V166H96ZM26 168H27V169H30V167L28 168V166H26ZM41 168H43V170H45L46 172H45V171H42ZM44 168H45V169H44ZM93 169H94V168H93ZM22 170H23V171H22ZM51 170H52V171H51ZM65 170H66L67 173L64 172ZM68 170H69L70 172H69ZM83 171H84V170H83ZM38 172H40V173H38ZM50 172H51V173H50ZM16 173H17V172H16ZM49 173H50V174H49ZM14 174H15V173H14ZM14 174H13L12 176H14V181H15L16 177L19 176V175H18V174H17V175H16V174L14 175ZM61 174H62L63 176H62V177H58V176L61 175ZM80 174L82 175L83 173L81 172ZM27 175H28V176H27ZM39 175H41L40 177H42V178H44V179L40 178ZM54 175H57V176L55 177ZM69 175H70V176H69ZM12 176H11L10 178H12ZM15 176H16V177H15ZM25 176H26V177H29V179L26 178ZM31 176H36V177H37V178H35L36 180H34V179H33V180H32V179L30 180V177H31ZM66 176H67V178H66ZM71 176H72V177H71ZM9 177H8V178H9ZM57 177H58V178H57ZM78 177H79V176H77L76 178L78 179ZM8 178H6V180H9V179H10V178H9V179H8ZM18 178H19V177H17V179H18ZM22 178H21V180H23ZM61 178H62V179H61ZM76 178H74V179H76ZM17 179H16V180H17ZM41 179H42L43 181H41ZM48 179H49V180H48ZM58 179H59V180H58ZM71 179H72V180H71ZM79 179H80V178H79ZM19 180H20V178H19ZM19 180H18V181H19ZM21 180H20V183L18 182L19 185L21 184ZM37 180H39L40 182H38ZM2 182H3V181H2ZM42 182H43V183H42ZM74 182H75V181H74ZM22 183H23V182H22ZM11 184H13V183H11ZM18 184L16 183L15 185L17 186ZM40 184H42V185H40ZM43 184H44V185H43ZM64 184H66V183H63V185H64ZM13 185H14V184H13ZM13 185H11V187H13ZM19 185H18V187H16V186H15V187H16V188H19V187H20ZM21 185H24V186L26 187V185H25L24 183L21 184ZM67 185H68V183H67ZM77 186H78V185H77ZM0 187H2V185H1ZM5 187H6V186H5ZM15 187H14L13 190L16 189ZM22 187H23V186H22ZM8 188H9V187H7V189H8ZM20 188H21V187H20ZM26 188H27V187H26ZM1 189H3L2 193L5 192V188L2 187V188H0V190H1ZM10 189H11V188H10ZM10 189L7 190L8 194H6V195H9V193H11V192H9V191H12V192H13V190H12V189L10 190ZM57 189H58V188H56L55 190H57ZM31 190H32V189H31ZM33 190H34V189H33ZM7 192H5V193H7ZM16 192H18V191H16ZM0 193H1V192H0ZM5 193H3V195H5ZM13 193H14V192H13ZM13 193H12V194H13ZM12 194H11V195H12ZM15 194H16V193H15ZM3 195L1 194L0 197L3 196ZM13 195H14V194H13ZM5 197H6V196H5ZM2 198H3V197H2ZM2 198H1V200L3 201V200H5L7 197H6L5 199H4V198L2 199ZM164 201H165V200H164ZM168 202H169V201H168V199H167V200H166L167 205H168V204H171V203H168ZM4 203H5V202H4ZM170 206H171V205H169V207H167V208H170ZM2 207H3V203H2ZM163 207H164V206H163ZM164 208H165V207H164ZM164 208H163V210H164ZM167 208H165V210H164L165 212H166ZM161 212H162V210H161ZM1 213H2V212L0 211V264H35V262H36V261H39V260H40L39 262L41 263V259H38V260L34 259V260L32 261V260L29 258V257H31V256L33 257V253H31V252H32L31 250H33V249H32V247H31V245H30L31 249H29V250H30L31 252H30V251L28 252V249H27V247H26V246L28 245V243H27V245H26V244H23V243H24V240H26V239L28 238V239L26 240V242L29 241V239H30L31 236H32V238H34V236H35V238H38V237H36V235H31V234H29V233H26V231H25L26 234H29V235H30V237L26 236V234L23 232V230L20 231V229H19V230L16 229L17 227H16L15 225L13 226L12 223H11L12 225H10V224H9V221L6 219L5 215H3V214H1ZM7 221H8V222H7ZM6 224H8V227H5ZM197 232H198V230H197ZM198 233H200V232H198ZM201 233H202V231H201ZM197 235H199V234H197ZM199 237H200V236H198V239H199ZM35 238L33 239V241H34V240H37V239H35ZM19 240H20V241H19ZM199 240L201 241V239H199ZM31 241H32V239H31ZM31 241H29V242L31 243ZM37 241H38V240H37ZM30 243H29V244H30ZM32 243H33V242H32ZM33 244H34V243H33ZM25 245H26V246H25ZM24 246H25L26 248H25ZM28 247H29V245H28ZM24 249H25V250H24ZM201 249H202V248H201ZM204 249H205V247H204ZM204 249H203V250H204ZM204 251H205V250H204ZM26 252H27L28 254H27ZM29 253H31V254H30L31 256L29 255ZM204 253H206V252H204ZM38 255H39V254H38ZM140 255H141V254H140ZM140 255H136V254H135V256H137V257H136V260H137L136 263H137V264H139V263L141 262V260L144 259L143 257H142V258L139 257ZM35 256H36V255H35ZM36 257H37V256H36ZM40 257H41V255H40ZM38 258H39V257H38ZM41 258H43V256H42ZM134 259H135V257H134ZM140 259H141V260H140ZM145 261H146V260H145ZM146 262H147V261H146ZM146 262H144V263H146ZM40 263H36V264H40ZM142 263H143V261H142ZM41 264H42V263H41Z\"/></svg>", "mask_w": 264, "mask_h": 264}]
</instances>
